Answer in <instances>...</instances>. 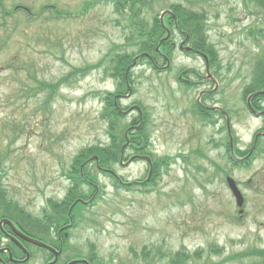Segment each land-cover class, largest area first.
Returning a JSON list of instances; mask_svg holds the SVG:
<instances>
[{"label":"rangeland","instance_id":"obj_1","mask_svg":"<svg viewBox=\"0 0 264 264\" xmlns=\"http://www.w3.org/2000/svg\"><path fill=\"white\" fill-rule=\"evenodd\" d=\"M6 3L13 9V3H23L35 13L56 5L59 11L76 15L63 14L62 19L57 9L46 8L44 15L35 20L18 13L4 23L0 13V43L5 45L0 50V161L7 172L4 182L10 195L27 211L36 217L43 216L44 210L48 214L53 211L57 218L59 209L55 210L54 205L63 199L68 202L73 190L70 175L84 160L83 157L80 161V157L89 148H99L109 141L106 122L101 119L103 94L115 91L118 84L107 69L108 58L99 69L90 66L114 45L123 44L134 26L127 20L128 15L117 12L113 0ZM172 4L205 14L209 40L217 44L225 66L219 100L232 110L236 146L251 148L264 122L244 110L242 93L253 68L244 61L248 55L252 61L260 46L246 38L244 26L257 21V15H250L249 10L258 3L155 0L147 18L151 22ZM234 18L239 20L233 22ZM127 49H132L131 44ZM174 58V73L185 67L205 71L204 59H189L179 50ZM228 67L232 68L226 70ZM75 68L84 69L86 76L77 81L68 76L64 82ZM134 76L137 90L132 101L142 103L149 113L155 156L167 157L170 165L157 164L149 187L131 186L130 190L124 186L126 183L143 181L148 174L146 162L127 167L119 162L112 164L125 184L110 173L92 169V179L88 181L97 183L99 195L95 205L85 206L84 212L92 220L79 222L71 230L67 251L59 264L79 254L90 256L93 251L109 264H144L148 257L143 253L146 246L152 253L157 248L167 254L178 250L198 252L190 264L261 263L251 256L239 258L236 253L251 254L255 248L264 249V154H255L257 159L246 167L236 166L224 146L227 139L221 128L223 121L215 129L205 126L201 116L186 112L185 108H191L195 101L196 92L184 91L182 96L172 74L156 73L147 64L136 67ZM43 82H52L50 96L40 89ZM33 86H37L35 93ZM170 86L176 90L171 96ZM263 142L264 138H260L256 152ZM200 150L207 156L196 155ZM228 175L237 180L244 193L242 213L229 189ZM87 186L74 193L88 198L97 193L96 188ZM55 231L42 228L40 234L53 240ZM31 249L34 259L29 264H44L49 259V253L35 246Z\"/></svg>","mask_w":264,"mask_h":264},{"label":"trees","instance_id":"obj_2","mask_svg":"<svg viewBox=\"0 0 264 264\" xmlns=\"http://www.w3.org/2000/svg\"><path fill=\"white\" fill-rule=\"evenodd\" d=\"M154 1L155 0H113L115 8L118 10L117 12L124 16L128 15L127 20L133 23L134 29L130 34L125 35L126 41L123 44L114 45V47L110 49L106 56H104L101 60L91 65L90 67H93L94 70L99 69L103 67L104 60L108 58L109 64L107 66V69L110 70L111 76L115 78L118 84H120V91L127 89L125 74L128 67L133 62L134 57L143 53L155 55L158 52L157 47L164 32L162 26L160 25L158 17H156L158 15H155L153 17L155 19L151 22L147 18V11L152 8ZM255 1L259 4V6H261L264 14V0ZM2 5L3 8L8 11V9L5 8V1L2 2ZM170 8L174 9V11L176 12L179 23L182 26L181 28L188 29L192 32L197 31L200 34H203L202 32L207 31V22L204 13L190 8H185L180 4H172L170 5ZM83 10L86 12V9ZM58 13H65L66 15L73 14L70 11H59ZM245 31L247 37L260 46L257 54L252 56V61H249V55L248 57L246 56L248 60L244 61V63L247 62L248 65H252L253 67L252 77L250 83L246 87V90H248L247 92L264 90V19L262 21L258 20L255 24L250 25ZM130 44L132 46V49L128 50L127 47ZM162 46L163 51H167L168 53L171 51L170 41H165ZM204 51L208 52L211 56L214 57L215 61L217 62L218 71L222 70L224 65L216 49L208 46ZM111 53H113L112 57H110ZM143 59L144 58H141L139 60V63L140 61H143ZM231 68L232 67H229L228 69ZM239 74H241V72ZM131 75L132 74L130 73V76ZM68 76H72L73 80L77 81L78 78L86 76V73L84 69H76L74 72H70L69 75H67V78ZM67 78L65 79V81L67 80ZM42 85L48 87L47 90H50L48 96H50L52 94L51 89L53 88V85L47 83H43ZM112 97L113 94L111 93H106L104 95V100L107 103V114L105 116L103 115L104 117H108L111 123V133L113 135L112 144L105 149L103 146L99 148H89L88 150H86V155H82L80 157V161L83 159V157L88 158L93 156L94 154H98L102 159V165L107 167L108 165H110V163H112L114 159L119 157L121 153V144L123 141V137L121 139L118 137V129L121 130V119L120 114L114 107ZM146 138L148 137L144 134L141 139L139 138V141L145 142ZM199 152V156H205L202 151L200 153ZM256 154H264V142L261 145V149H258ZM1 159L3 158L1 157ZM164 160V158L158 159L157 164L162 165ZM168 162L169 161L165 162V165H168L169 167L170 164ZM157 164L155 165V167L157 166ZM3 165L4 163L0 161V213H3L4 216L15 219L17 221H22L25 225V228H27L29 232L31 231L32 233H35L37 231L39 235H41L40 230L42 228L48 229L51 228V224H59L66 221L67 217L64 214H67L73 202L78 197H80L77 196L74 192H76L75 190L81 189L85 182L81 177L80 167L75 168V172L70 175V179H73L75 185L77 186L73 189V192L69 193L68 202L63 201L60 204L55 203L56 205H54L55 210L59 209L58 214H56L58 215V217L56 218L55 216H52L55 215L53 211L48 214L47 210H44L45 216L42 218H36L30 215L27 210L10 195V191L4 182V178L7 172L4 170ZM91 174H93V171L87 165V167L84 168V175L88 180H91ZM88 185V188L92 187V185ZM90 206H94V204H91ZM74 211L77 213V223L92 220L89 219V217H85L84 212L86 211V207L82 203L77 204V206L74 208ZM18 218L20 220H18ZM250 251H252L251 254L247 252H241L236 253V256L239 258L251 256V259L253 261L261 262L257 264H264V249L255 248ZM143 253L145 256H148L147 259H144V264H159L164 262L165 264H190L192 262V259L199 254L198 252L196 254H193L187 250H178L176 252L167 254L162 252L160 248H157V252L152 253L151 250H148V246L144 248ZM90 259L94 264L97 262L101 264H109L107 261H104L102 258H100L96 251L92 252V254L90 255Z\"/></svg>","mask_w":264,"mask_h":264},{"label":"flooded vegetation","instance_id":"obj_3","mask_svg":"<svg viewBox=\"0 0 264 264\" xmlns=\"http://www.w3.org/2000/svg\"><path fill=\"white\" fill-rule=\"evenodd\" d=\"M166 27L171 31L170 48H173V50L182 48L183 53H185L189 59L203 58L206 62L205 72H202L196 67H185L182 74L179 75V79L183 83V87L187 90H199L197 102L201 107V111L203 110L206 114L211 115L210 118L213 123V120H215L213 116L215 118L218 116L214 113L216 111L214 107L218 105V102L216 101L218 88L214 86L217 76L215 70L211 66L209 57L206 56L207 54L204 51L205 39L203 35L198 32L191 33L186 29L179 27L177 20H174L173 23H171V21L167 19ZM162 55L164 57L168 56L167 52L162 53ZM125 95L126 93L120 94L121 97H125ZM120 100H124V98H120ZM260 118L264 120V115ZM139 121L140 118H135L130 124L131 129L129 137L131 140L138 136V132L141 129L138 128ZM142 121H144V118ZM131 143L135 147H138L135 142L132 141ZM131 153L136 154L133 149L131 150ZM14 222L17 228L24 231L18 222ZM68 225L69 224L67 223L62 228L67 227ZM62 228L60 229L61 231L58 232V239L60 241L62 240L61 233L64 230ZM0 239V264H21V261L27 257V251L32 258L30 243L6 224L4 225V230H0Z\"/></svg>","mask_w":264,"mask_h":264},{"label":"water","instance_id":"obj_4","mask_svg":"<svg viewBox=\"0 0 264 264\" xmlns=\"http://www.w3.org/2000/svg\"><path fill=\"white\" fill-rule=\"evenodd\" d=\"M228 182H229L230 188L232 189V191H233V193H234V195H235V197L237 199L238 205L239 206H243L244 205V202H245V199H244V196H243L241 190L239 189L236 181L232 177H228ZM5 222L6 223H9L10 225L13 226V223L10 220L3 219L1 221V227L3 226V224ZM26 238H27V240H29V241H31V242L39 245V246H42V247H45V248H49V249L55 251V249H53L52 247L48 246L47 244H45V243H43V242H41V241H39L37 239L31 238V237H27V236H26ZM78 262H86V261L85 260H74V261L70 262L69 264H76Z\"/></svg>","mask_w":264,"mask_h":264}]
</instances>
